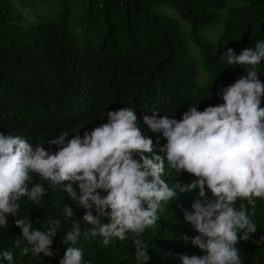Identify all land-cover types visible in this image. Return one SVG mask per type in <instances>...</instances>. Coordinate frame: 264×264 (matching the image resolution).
Here are the masks:
<instances>
[{"label": "trees", "instance_id": "obj_1", "mask_svg": "<svg viewBox=\"0 0 264 264\" xmlns=\"http://www.w3.org/2000/svg\"><path fill=\"white\" fill-rule=\"evenodd\" d=\"M215 25L219 47L208 34ZM261 39L264 0H0V132L54 152L48 142L62 132L83 136L107 122L104 106L110 103L138 117L158 111L180 119L191 105L202 111L222 104L220 90L248 68L228 65L221 53L254 49ZM256 70L264 83V61ZM30 177L29 188L38 183L47 194L35 203L21 197L16 218L30 219L42 231L51 219L60 220L54 255H33L30 247L25 255L14 247L21 230L8 216L11 226L0 227V264H9L5 250L14 253L11 264H59L73 222L81 223L82 233L91 227L83 223L85 209L62 188L35 173ZM192 178L187 172L173 177L176 200L161 204L156 224L140 237L149 246L148 264H181L177 253L202 254L182 240L197 234L183 215L196 193H179ZM241 203L257 226L252 238L260 241L238 242L242 264H264V200H256L254 214L247 201L237 200L235 207ZM65 204L74 212L69 219L61 215ZM132 239L129 234L105 246L100 237L82 234L69 246L82 248L88 264H136Z\"/></svg>", "mask_w": 264, "mask_h": 264}, {"label": "clouds", "instance_id": "obj_2", "mask_svg": "<svg viewBox=\"0 0 264 264\" xmlns=\"http://www.w3.org/2000/svg\"><path fill=\"white\" fill-rule=\"evenodd\" d=\"M221 55L228 65L248 68L246 74L220 90L222 104L202 111L191 105L180 119L158 111L138 117L123 104L110 103L104 106L107 122L83 136L62 132L48 142L56 145L54 152L0 132V227L8 229L7 217H13L22 236L14 247L25 255L29 247L33 255H54L60 220L51 219L42 231L33 229L32 220L16 218L21 197L35 203L47 194L38 183L29 188L30 173H35L85 209L83 223L91 225L82 233L81 223L73 222L59 264H88L82 248L69 246L82 234L100 237L105 246L132 234L136 264H148L149 246L140 237L156 224L161 204L176 200L177 191L169 187L173 177L187 172L193 178L179 193H196L183 215L197 234L182 240L202 254L177 253L181 264H242L238 242L260 243L252 238L257 226L247 207L235 204L247 201L254 214L256 200H264V83L256 70L264 61V39L254 49L236 54L227 48ZM61 215L73 217L72 207L65 204ZM2 257L11 264L14 253L5 250Z\"/></svg>", "mask_w": 264, "mask_h": 264}, {"label": "rangeland", "instance_id": "obj_3", "mask_svg": "<svg viewBox=\"0 0 264 264\" xmlns=\"http://www.w3.org/2000/svg\"><path fill=\"white\" fill-rule=\"evenodd\" d=\"M216 30H217V25H215L213 28L208 29V34L210 35V38L217 43V46H220L219 41L216 39Z\"/></svg>", "mask_w": 264, "mask_h": 264}]
</instances>
